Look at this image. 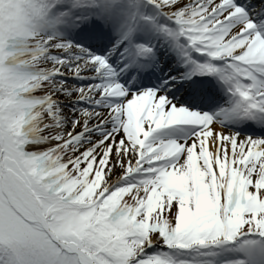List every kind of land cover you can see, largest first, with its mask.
I'll use <instances>...</instances> for the list:
<instances>
[{
  "label": "snow or ice",
  "instance_id": "6c2138e0",
  "mask_svg": "<svg viewBox=\"0 0 264 264\" xmlns=\"http://www.w3.org/2000/svg\"><path fill=\"white\" fill-rule=\"evenodd\" d=\"M0 264H264V0H0Z\"/></svg>",
  "mask_w": 264,
  "mask_h": 264
}]
</instances>
